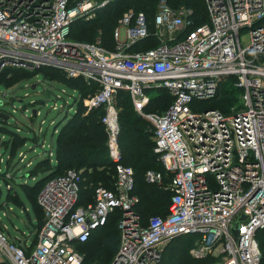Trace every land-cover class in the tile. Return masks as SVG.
<instances>
[{
  "label": "built area",
  "instance_id": "obj_1",
  "mask_svg": "<svg viewBox=\"0 0 264 264\" xmlns=\"http://www.w3.org/2000/svg\"><path fill=\"white\" fill-rule=\"evenodd\" d=\"M110 1L0 0V59L13 50L32 63L4 56L0 71L50 65L97 82L87 105L105 107L116 166L113 188L95 185L86 204H78L80 171L50 178L39 194L45 221L32 240L12 238L0 226V264H89L75 242L90 238L117 208L121 241L110 264H152L160 244L185 234L200 236L193 252L220 258L212 264H264L257 238L264 228V0H204L208 18L201 23L190 18L192 9L174 11L161 0L154 31L160 43L146 50H128L151 33L143 12L132 23L133 10L115 28V48L103 45L101 36L70 37L76 19L93 18ZM226 82L241 90L238 102L229 112L203 108ZM147 88L167 89L173 102L143 113ZM119 89L128 90L135 108L154 124V151L170 173L169 210L145 224L136 210L135 171L123 162L119 142ZM145 178L164 184L154 169Z\"/></svg>",
  "mask_w": 264,
  "mask_h": 264
},
{
  "label": "trees",
  "instance_id": "obj_2",
  "mask_svg": "<svg viewBox=\"0 0 264 264\" xmlns=\"http://www.w3.org/2000/svg\"><path fill=\"white\" fill-rule=\"evenodd\" d=\"M166 1L174 11L185 9V7L192 9L190 18L195 23H201L208 18V9L204 0ZM160 2L161 0H111L105 6L97 8L93 18L89 20L84 18L76 19L71 24L70 37L75 40L95 41L98 36H101L103 45L108 48H115L114 31L119 19L125 12L133 10L132 23L136 22L139 12H143L151 33L149 36L141 38L132 44L128 50L138 51L156 47L159 45L160 40L154 34L155 16ZM43 69H49L54 75V79L78 91L80 100L73 114L67 117L61 128L56 147V162L52 163L50 157L47 158L46 165L50 168L42 172L44 174L43 177L34 184L22 183L26 197L30 201L37 217V227L42 226L45 221L43 208L38 202V195L50 178L63 174L70 168L80 171L83 180L81 182L78 204H86L93 200V188L95 185L103 184L113 188L116 172L115 162L109 154L107 127L102 120L106 112L105 107L90 108L84 103V99L98 89L97 82H89L83 76H68L64 70L52 66H42L39 72L46 73L49 71L46 70L44 72L42 71ZM26 70H29V68L9 66L6 69L9 74L16 76H20L22 74L20 72ZM229 85L232 88H229ZM233 88L236 90L231 83L226 82L216 97L204 101L203 108H216L229 112L236 100L230 96ZM155 90L158 94L151 98V105L153 106L155 104L153 102L157 101L167 109L173 102V95L165 88H157ZM161 92L166 94L159 96ZM114 103L119 116V142L122 149L123 162L134 168L136 179L134 193L140 198L136 210L145 224L150 216L166 215L169 210L172 193L166 185L170 181V173L154 151V128L145 117L136 111L130 92L126 89H119ZM229 105L231 106L228 108ZM148 108L146 107V111ZM7 116H9L8 111H0V129L2 132L12 135L15 142L14 148H16L26 142L29 136L21 135L16 130L10 129L7 126ZM125 127L126 132L123 130ZM104 169H110V171L102 173ZM149 169L162 173L164 180L162 186L146 181L145 175ZM161 201L164 204H160L162 203ZM149 211H153L152 213L154 214L144 218L143 216L147 215ZM121 215L122 210L119 208L115 209L109 214L106 223L96 228L90 238L86 241L75 242V248L84 254L86 263L110 264L113 260L120 247L121 231L118 223ZM0 226L2 225L0 224ZM199 237L198 234H185L170 241L178 242V239L184 238L190 242L189 246L193 248ZM257 238L264 255V228L258 231ZM91 243H94V246L89 248ZM219 260V257L207 254V256L205 255L201 258L188 257L184 264H212Z\"/></svg>",
  "mask_w": 264,
  "mask_h": 264
},
{
  "label": "rangeland",
  "instance_id": "obj_3",
  "mask_svg": "<svg viewBox=\"0 0 264 264\" xmlns=\"http://www.w3.org/2000/svg\"><path fill=\"white\" fill-rule=\"evenodd\" d=\"M185 9L188 10L186 7ZM42 66L28 67L29 70L20 72L22 73L20 76L9 74L6 71L7 67L0 71V111L9 112L7 126L10 129L29 136L26 142L14 148L12 135L0 129V185L3 190L0 199V224L3 228L7 227L5 230L12 238L22 236L24 239L32 240L35 236L37 217L26 197L22 183L34 184L41 179L44 175L42 172L50 168L46 165L47 158L50 157L51 162H55L61 128L67 117L73 114L80 100V93L54 79L49 69L42 70L44 72L49 70L46 73L39 72ZM228 87L232 88L230 85ZM147 89V102L142 108L143 113L165 109L160 102L154 101L153 106L150 103L151 98L158 94L155 90L157 88ZM165 94L161 92L159 96ZM240 94V89L233 88L230 93V96L236 99L233 105L238 102ZM84 103L87 104V97ZM146 107H149L147 111ZM135 109L145 117L137 108ZM147 120L154 128L152 121ZM123 130L126 132V127ZM7 171L10 173L9 179L3 175ZM109 171L110 169H104L102 173ZM152 212L149 211L147 215L142 216L147 218L154 214ZM178 240V242L168 241L160 244L158 257L152 264H184L188 257H202L201 254L193 252L188 240L184 238ZM92 246L94 243H91L89 248Z\"/></svg>",
  "mask_w": 264,
  "mask_h": 264
},
{
  "label": "water",
  "instance_id": "obj_4",
  "mask_svg": "<svg viewBox=\"0 0 264 264\" xmlns=\"http://www.w3.org/2000/svg\"><path fill=\"white\" fill-rule=\"evenodd\" d=\"M4 56H7L9 60L14 61V62H17L19 60L21 62H25L29 64V66L32 64L30 61L31 59L27 54L20 52V51L5 50V52H3L1 55L0 66L4 62ZM244 218H246V215H242L241 219H244ZM237 225L238 224L236 223V226ZM234 231L237 233L238 228L235 229Z\"/></svg>",
  "mask_w": 264,
  "mask_h": 264
},
{
  "label": "crops",
  "instance_id": "obj_5",
  "mask_svg": "<svg viewBox=\"0 0 264 264\" xmlns=\"http://www.w3.org/2000/svg\"><path fill=\"white\" fill-rule=\"evenodd\" d=\"M55 162H56V160H55ZM54 161L52 162V163H55Z\"/></svg>",
  "mask_w": 264,
  "mask_h": 264
}]
</instances>
